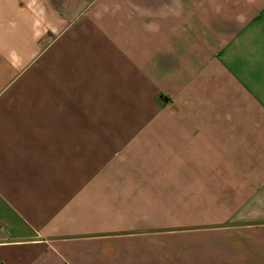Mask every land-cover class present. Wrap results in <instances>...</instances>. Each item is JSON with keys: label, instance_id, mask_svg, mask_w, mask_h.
Masks as SVG:
<instances>
[{"label": "crops", "instance_id": "1", "mask_svg": "<svg viewBox=\"0 0 264 264\" xmlns=\"http://www.w3.org/2000/svg\"><path fill=\"white\" fill-rule=\"evenodd\" d=\"M0 264H264V0H0Z\"/></svg>", "mask_w": 264, "mask_h": 264}]
</instances>
